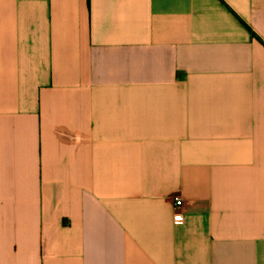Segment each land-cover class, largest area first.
Listing matches in <instances>:
<instances>
[{
	"label": "crops",
	"instance_id": "1",
	"mask_svg": "<svg viewBox=\"0 0 264 264\" xmlns=\"http://www.w3.org/2000/svg\"><path fill=\"white\" fill-rule=\"evenodd\" d=\"M0 264H264V0H0Z\"/></svg>",
	"mask_w": 264,
	"mask_h": 264
},
{
	"label": "built area",
	"instance_id": "2",
	"mask_svg": "<svg viewBox=\"0 0 264 264\" xmlns=\"http://www.w3.org/2000/svg\"><path fill=\"white\" fill-rule=\"evenodd\" d=\"M172 205H173L172 221L174 224H181L183 222V216L179 212V209L182 206L181 198L179 196L172 197Z\"/></svg>",
	"mask_w": 264,
	"mask_h": 264
}]
</instances>
